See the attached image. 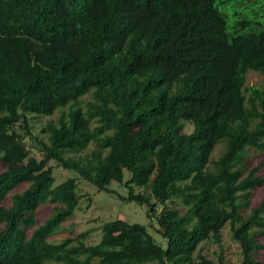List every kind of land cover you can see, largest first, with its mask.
<instances>
[{
  "label": "trees",
  "instance_id": "obj_1",
  "mask_svg": "<svg viewBox=\"0 0 264 264\" xmlns=\"http://www.w3.org/2000/svg\"><path fill=\"white\" fill-rule=\"evenodd\" d=\"M249 71L264 74V0H0V264H224L228 222L242 264H262L264 197L245 211L264 185L248 159L264 151V88ZM52 161L77 176L56 184ZM78 178L127 186L149 226L115 219L96 244L51 242ZM206 240L218 263L195 259Z\"/></svg>",
  "mask_w": 264,
  "mask_h": 264
},
{
  "label": "rangeland",
  "instance_id": "obj_2",
  "mask_svg": "<svg viewBox=\"0 0 264 264\" xmlns=\"http://www.w3.org/2000/svg\"><path fill=\"white\" fill-rule=\"evenodd\" d=\"M246 86H259L264 88V74L257 71H249L247 73ZM93 100L91 93L85 95L81 99L82 107L87 110L88 102ZM69 108H65L64 111L68 112ZM61 116V112H56L53 116L43 117L42 124H47L48 121L53 120L58 122ZM183 125V131L190 133L193 131L194 126L191 122L180 121ZM95 125V124H94ZM29 146L33 149L32 155L42 157L40 151L36 146V142L31 137L28 139ZM95 148V143L90 144L89 148L82 152V154L89 153ZM224 149V144L217 145L213 158H218ZM76 155V154H75ZM249 162L251 167L259 166V174L264 178V151L251 150L249 156ZM54 167V175L56 177V184L66 180L69 177H76L77 173L66 169L61 165H57L55 161L50 163ZM126 178H129V173L126 172ZM26 186L17 188L16 191H22ZM111 191L99 190L98 187L85 179L78 178L77 192L81 195L79 206L60 227L57 233L50 235L48 238L51 242H59L68 237H76L82 232H87V238L85 242L87 244H96L101 240L102 225L105 222L124 219L130 223H141L149 226L150 219L147 215V207L139 204L136 201H129L124 199L129 194V188L125 185H121L117 181H112L110 184ZM143 191L142 188H136V192ZM264 197V185L253 191L250 208L246 209L245 214H249L255 206H257ZM178 207L182 211H185V207L181 198H176ZM55 204L46 203L42 205L36 213L38 223H43L54 212ZM155 223V219L153 220ZM157 241L165 243L164 238L158 233H154ZM260 242L264 243V235L259 236ZM223 247H224V264H242L243 254L240 243L233 236V231L230 222L227 223L223 229ZM221 249L219 245L213 240L203 241L197 253L195 259L197 262L201 261V256H204L207 260L218 263ZM86 256L82 255V258ZM258 259L264 264V250H261L258 254Z\"/></svg>",
  "mask_w": 264,
  "mask_h": 264
}]
</instances>
